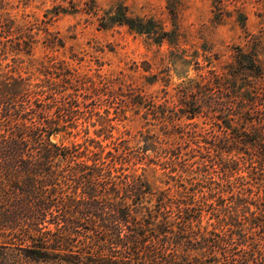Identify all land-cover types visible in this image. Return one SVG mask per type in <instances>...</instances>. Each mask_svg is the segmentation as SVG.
Masks as SVG:
<instances>
[{"label": "trees", "instance_id": "1", "mask_svg": "<svg viewBox=\"0 0 264 264\" xmlns=\"http://www.w3.org/2000/svg\"><path fill=\"white\" fill-rule=\"evenodd\" d=\"M91 3L87 14L102 30L122 26L174 44L175 31L154 19ZM1 27L3 60L32 61L34 27L9 18ZM46 42L65 46L53 34ZM38 65L44 79L23 77L10 63L0 68V264H264V86L249 79L263 77L255 54L235 55L225 84L213 72L187 84L179 112L153 107L147 126L157 121L180 142L140 152L120 143L108 116L78 118L69 108L79 103L65 97L43 103L44 91L67 93L72 78L80 91L86 81L67 67L57 75L50 63ZM143 165L180 167L187 177H172L178 194L154 192L132 172ZM205 208L216 223L203 226Z\"/></svg>", "mask_w": 264, "mask_h": 264}, {"label": "rangeland", "instance_id": "2", "mask_svg": "<svg viewBox=\"0 0 264 264\" xmlns=\"http://www.w3.org/2000/svg\"><path fill=\"white\" fill-rule=\"evenodd\" d=\"M92 1L0 0V37L4 35L2 22L8 18L15 20L18 26L32 25L38 37L32 61L14 64L12 55L4 61L0 52V68L10 63L8 69L14 68L26 78L32 74L39 80L44 79L37 72L39 62L50 63L57 75L63 67L77 71L80 79L86 81L85 88L75 91L78 83L72 78L74 88L60 95L46 90L41 96L42 102L48 104L51 97H65L72 103H79L69 108L70 114L78 118L108 116L115 126V134L119 129L116 135L120 143L134 152L148 146L175 148L179 139H170L162 124L158 126L153 120L151 127L147 126L153 118L148 117V113L153 107L167 109L168 115L171 110L179 112L180 90L187 84L194 85L208 78L211 72L221 77L225 84L229 65L238 53L257 56L263 77L250 75L249 79L264 86V0H95L102 13L122 4L134 17L162 23L167 31H175L173 45L167 42L157 45L153 37L138 35L127 27L100 29L99 20L87 14ZM51 34L61 39L65 46L49 48L46 40ZM228 86H222L221 91ZM210 89L215 95L220 92L214 86ZM57 114V110L48 113L49 116ZM203 121L199 120V124ZM154 125L158 126L156 132L148 133ZM84 128L79 127L80 130ZM94 129L91 128V138ZM54 140L68 144L76 139L57 135ZM232 152L236 154L237 150L234 148ZM162 167L143 165L132 172L145 179L154 192L169 189L172 194H178L177 180L187 175L180 167L175 170ZM204 211L207 212L203 214V226L207 221L216 223L217 220H211L209 208Z\"/></svg>", "mask_w": 264, "mask_h": 264}]
</instances>
